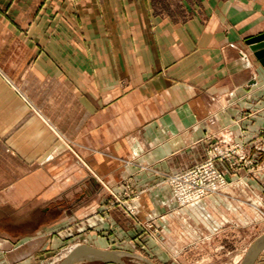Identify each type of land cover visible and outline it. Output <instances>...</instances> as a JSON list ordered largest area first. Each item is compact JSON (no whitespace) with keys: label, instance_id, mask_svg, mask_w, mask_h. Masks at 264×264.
<instances>
[{"label":"crops","instance_id":"0c3cea01","mask_svg":"<svg viewBox=\"0 0 264 264\" xmlns=\"http://www.w3.org/2000/svg\"><path fill=\"white\" fill-rule=\"evenodd\" d=\"M263 32L264 0H0V264H34L86 217L89 244L149 239L109 203L123 181L161 261L227 245L264 201V152L253 170L217 161L226 185L190 204L162 179L216 136L264 134Z\"/></svg>","mask_w":264,"mask_h":264},{"label":"rangeland","instance_id":"374dc122","mask_svg":"<svg viewBox=\"0 0 264 264\" xmlns=\"http://www.w3.org/2000/svg\"><path fill=\"white\" fill-rule=\"evenodd\" d=\"M263 137L264 134L260 133V135L254 137V142L252 143V145H248V142H244L240 139L235 140L231 138H225L223 136H216L215 139H213V141L207 145V157L204 160L208 159L210 155H215L213 161L215 162L216 166L224 172L226 180H228L226 175L227 169L220 167L217 161L226 162V166L228 167V169L233 171L237 170L241 166L246 167L248 170L258 169L261 167V163L256 161L254 156L250 154V151L254 150L256 152H264ZM220 151L222 153H220ZM225 153L229 154L231 159H228V155L226 156ZM202 161H199L197 163H200ZM197 163H194L176 172L190 168ZM162 181L170 186L166 178H163ZM261 185L264 187V182ZM223 187H221L218 191L214 192H220ZM170 188L172 190L171 186ZM109 190V203L111 205H119L124 208L125 213L134 218L140 225L141 233L143 235L147 234L149 239L145 238V241L137 242L134 244L110 242V247L108 246V248L120 249L124 251V259L134 264H147L148 262L146 261V259H144V257L150 258V260L153 261L155 264H176V258H174L171 254H167L169 255V257L164 256L167 260L165 262L161 261L157 256L158 250L162 251V246H159L157 242L155 243V241H157L158 239V227L154 219H142L139 216L138 207L140 201L139 199L141 196L140 187L138 188L130 181H123L117 190ZM175 199L179 204H181L176 198V196ZM104 209L107 210V208ZM251 218V221L250 219H247L248 221L246 220L245 222H243V225L227 228L228 244L224 245L222 249H215V242L211 245L201 243L195 246L194 253L191 254L196 257V260L191 264H239L242 256L244 255L250 243L264 231V201L262 202L261 206L254 210V213L253 215H251ZM79 222L81 223H70L69 227H67L69 233L67 232L64 237L61 238V242H59V244L56 246L54 252H47L43 255L36 256L34 264H57L73 245L80 242H84L85 235L82 236V233L84 231L85 225L89 226L90 228L96 224V221L87 219L86 217V219H81V221ZM217 239L218 238H216L215 241H217ZM170 253H172V251ZM255 262L256 264H264V249L261 251L259 257L256 259ZM75 264H100V261L84 260ZM187 264H189V262H187Z\"/></svg>","mask_w":264,"mask_h":264},{"label":"built area","instance_id":"2783aa9c","mask_svg":"<svg viewBox=\"0 0 264 264\" xmlns=\"http://www.w3.org/2000/svg\"><path fill=\"white\" fill-rule=\"evenodd\" d=\"M225 155L231 159L229 154ZM214 156L210 155L208 159L185 170L167 173L166 179L181 204L193 203L226 184L225 174L216 166Z\"/></svg>","mask_w":264,"mask_h":264},{"label":"water","instance_id":"95a60500","mask_svg":"<svg viewBox=\"0 0 264 264\" xmlns=\"http://www.w3.org/2000/svg\"><path fill=\"white\" fill-rule=\"evenodd\" d=\"M255 55L264 64V32L250 39ZM264 249V231L258 235L248 246L239 264H254L261 251ZM124 251L120 249L102 248L87 242L73 245L57 264H75L80 261L116 262L119 264H134L124 259ZM147 264H155L144 257Z\"/></svg>","mask_w":264,"mask_h":264}]
</instances>
